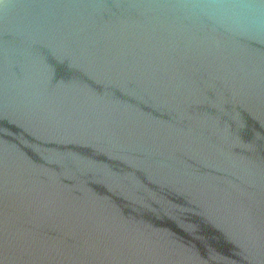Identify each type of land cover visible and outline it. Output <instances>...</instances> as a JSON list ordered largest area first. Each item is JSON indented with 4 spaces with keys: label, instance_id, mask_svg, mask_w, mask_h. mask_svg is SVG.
<instances>
[{
    "label": "water",
    "instance_id": "95a60500",
    "mask_svg": "<svg viewBox=\"0 0 264 264\" xmlns=\"http://www.w3.org/2000/svg\"><path fill=\"white\" fill-rule=\"evenodd\" d=\"M0 264H264V0H0Z\"/></svg>",
    "mask_w": 264,
    "mask_h": 264
}]
</instances>
